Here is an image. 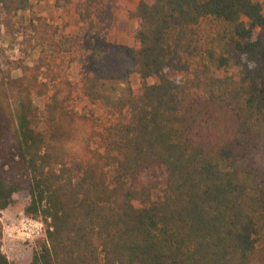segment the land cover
I'll return each instance as SVG.
<instances>
[{"label":"trees","instance_id":"16d2710c","mask_svg":"<svg viewBox=\"0 0 264 264\" xmlns=\"http://www.w3.org/2000/svg\"><path fill=\"white\" fill-rule=\"evenodd\" d=\"M29 6L0 0L19 50L39 49L0 70V210L27 193L44 228L29 264H264L261 2L54 0L85 26L78 81L59 53L75 61L81 36L20 29ZM122 8L129 45L107 38ZM0 264H17L1 243Z\"/></svg>","mask_w":264,"mask_h":264},{"label":"rangeland","instance_id":"374dc122","mask_svg":"<svg viewBox=\"0 0 264 264\" xmlns=\"http://www.w3.org/2000/svg\"><path fill=\"white\" fill-rule=\"evenodd\" d=\"M124 2L134 3L132 0H123ZM260 1L264 8V0ZM54 2V1H53ZM0 8V17H1ZM22 22L19 24L20 29L29 30L32 22L40 17L44 18L58 26L59 34H78L82 38L83 47L75 52L77 59L68 63L69 53H59L65 59L64 69L72 80L78 81L81 77L82 63L85 55V26L79 24L80 21L77 14L70 9L60 8L55 9L53 3L49 0H30V6L23 12L19 13ZM135 27V19L130 18L125 8L118 11L115 16L114 23L109 30L107 38L112 42L124 44L132 43L131 31ZM22 39L21 32L14 34L8 33L7 29L0 23V70L5 68L8 59L22 58L25 63L32 64V61L37 57L39 49H34L27 54L19 50L20 41ZM54 52L50 51V55ZM20 69H14L13 75H19ZM140 77L135 74L130 79V85L133 88L140 86ZM151 81V79H149ZM123 87V85H120ZM119 93V90H118ZM34 102L42 108L47 101L46 95H33ZM71 104L78 110L91 108L96 113L102 114V109L96 105L90 104L84 96L76 92L73 96ZM159 191H154L156 196ZM28 200L27 193L18 191L13 196V201L6 208L0 210V243L1 250L8 256L9 259L17 264H29L33 250L37 249L44 239V228L39 232H33L32 236H25V217L23 206Z\"/></svg>","mask_w":264,"mask_h":264},{"label":"built area","instance_id":"2783aa9c","mask_svg":"<svg viewBox=\"0 0 264 264\" xmlns=\"http://www.w3.org/2000/svg\"><path fill=\"white\" fill-rule=\"evenodd\" d=\"M25 236L30 237L32 236L33 232H39L42 230V224L41 221L38 219L30 218V217H25Z\"/></svg>","mask_w":264,"mask_h":264},{"label":"crops","instance_id":"0c3cea01","mask_svg":"<svg viewBox=\"0 0 264 264\" xmlns=\"http://www.w3.org/2000/svg\"><path fill=\"white\" fill-rule=\"evenodd\" d=\"M54 0H49L50 3H53ZM134 3H137L138 0H132ZM62 8H60L61 10ZM80 25H82V22L81 21H78Z\"/></svg>","mask_w":264,"mask_h":264}]
</instances>
